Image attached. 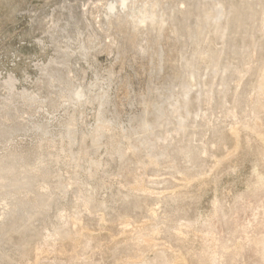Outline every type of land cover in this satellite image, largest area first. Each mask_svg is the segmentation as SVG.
Returning <instances> with one entry per match:
<instances>
[{
    "label": "rangeland",
    "instance_id": "374dc122",
    "mask_svg": "<svg viewBox=\"0 0 264 264\" xmlns=\"http://www.w3.org/2000/svg\"><path fill=\"white\" fill-rule=\"evenodd\" d=\"M264 0H0V264H264Z\"/></svg>",
    "mask_w": 264,
    "mask_h": 264
},
{
    "label": "bare ground",
    "instance_id": "6f19581e",
    "mask_svg": "<svg viewBox=\"0 0 264 264\" xmlns=\"http://www.w3.org/2000/svg\"><path fill=\"white\" fill-rule=\"evenodd\" d=\"M262 90H264V83L262 84ZM263 249H264V242H263Z\"/></svg>",
    "mask_w": 264,
    "mask_h": 264
}]
</instances>
